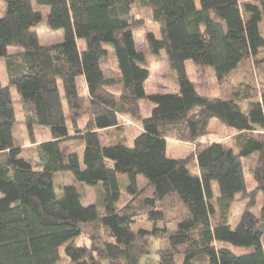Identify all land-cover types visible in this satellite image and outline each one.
<instances>
[{
  "label": "trees",
  "instance_id": "trees-1",
  "mask_svg": "<svg viewBox=\"0 0 264 264\" xmlns=\"http://www.w3.org/2000/svg\"><path fill=\"white\" fill-rule=\"evenodd\" d=\"M35 2L48 9V30L63 31L60 43L39 44L42 15L31 0H0V264H264V203L252 210L264 198V139L254 138L264 133V75L259 91L239 82L226 98H209L188 74L190 62L220 82L255 58L264 0ZM135 3L159 26L160 38L148 32L145 41L169 60L170 93L146 92ZM105 60L115 64L110 78ZM14 91L29 134L47 133L31 140L35 160L14 143ZM123 117L139 125L131 140ZM214 123L235 132L229 143L210 139ZM69 140L82 142V153L64 152ZM171 141L193 146L191 158L168 155ZM57 174L75 184L55 185ZM77 185L97 189V202L86 205ZM237 196L248 202L233 226ZM141 222L151 227L135 228Z\"/></svg>",
  "mask_w": 264,
  "mask_h": 264
},
{
  "label": "rangeland",
  "instance_id": "rangeland-1",
  "mask_svg": "<svg viewBox=\"0 0 264 264\" xmlns=\"http://www.w3.org/2000/svg\"><path fill=\"white\" fill-rule=\"evenodd\" d=\"M240 5L244 3L252 2L253 0H238ZM32 7L35 11L40 12L42 15V20L37 24L34 30L37 33L39 44L42 46L53 45L60 43L63 39V31L59 30L52 32L48 30L47 27V14L48 9L44 6H39L36 4L35 0H31ZM2 3H0V6ZM133 33L135 37L136 48L139 52L143 53L146 59L147 67L150 71L149 79L146 83V92L149 93H161L166 94L170 93L174 89V75L171 69V65L165 53L162 51L157 56L151 53L149 46L146 44L145 36L146 33L151 32L155 35L156 38H160L159 26L153 24L149 18L148 11L141 7L139 3H135L133 10ZM245 16V15H244ZM260 31L264 33V24L260 23ZM188 74L192 81L195 83L198 92L206 97H222L226 98L235 88L239 82H245L248 86L259 91L261 82L263 81L262 75H264V48L260 50L259 54L253 59L244 60L236 70L231 72L228 76L223 78L220 82L215 79V76L212 70L209 67H196L190 65L188 62ZM101 70L105 78H110L116 75L115 64L113 61L105 60L101 64ZM0 75L3 80H6V70L4 62H0ZM82 94L84 91L80 89ZM13 108L15 111V126L13 129L14 143L16 146L21 148V156L26 159H36V145L31 142H36V144L43 139L47 138V133L44 130L35 128L32 131V136L29 134L28 129L24 124V109L21 105L18 97L16 96L15 91L11 94ZM64 113L67 114V109H64ZM67 118H69L67 116ZM87 116L84 115L81 117V120L78 118L76 120L77 128H81L83 123L86 121ZM69 120V119H67ZM119 123L123 126L126 137L131 140V138L138 133L139 125L128 118H120ZM71 124V121L68 122ZM215 132L214 136H211L210 139H216L224 143H229L232 137L235 135L234 131H230L227 128L217 125H213ZM101 138L104 141L103 133ZM256 139H264V133L261 135H254ZM170 146L167 151L168 155H171L174 158H191L193 146L185 145L178 142H169ZM61 149L64 152H78L82 153L84 149V144L79 141L69 140L61 144ZM251 159H248L244 162L246 182L249 185L251 180V175L249 174V167L251 166ZM55 185H74V179L70 174H57L53 178ZM145 183L141 177H138V188L142 189ZM78 186V185H77ZM79 189H82L84 195V201L86 205L95 204L97 202L98 190L91 187H82L78 186ZM249 188V187H248ZM248 201H239L238 196L235 197L234 202L231 204L230 214L231 221L237 222L240 214L246 208ZM264 203V198L261 195H258L256 198L255 206L252 208L256 215L259 214L260 208ZM161 227V224H158ZM144 227L150 228V224L146 223H137L135 228ZM170 230H173V227L167 226ZM86 233H91L89 230H86ZM87 238V236H85ZM78 243L89 244L87 239H79ZM153 248L157 247V242L153 243ZM154 250H152V256L155 258Z\"/></svg>",
  "mask_w": 264,
  "mask_h": 264
}]
</instances>
